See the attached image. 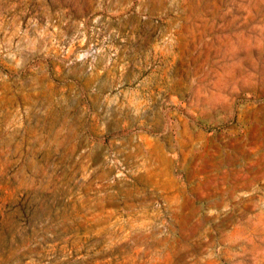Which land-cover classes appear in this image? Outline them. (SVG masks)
<instances>
[{"label":"rangeland","instance_id":"obj_1","mask_svg":"<svg viewBox=\"0 0 264 264\" xmlns=\"http://www.w3.org/2000/svg\"><path fill=\"white\" fill-rule=\"evenodd\" d=\"M0 264H264V0H0Z\"/></svg>","mask_w":264,"mask_h":264}]
</instances>
